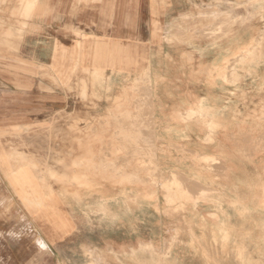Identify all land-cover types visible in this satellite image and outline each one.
<instances>
[{
  "label": "crops",
  "instance_id": "1",
  "mask_svg": "<svg viewBox=\"0 0 264 264\" xmlns=\"http://www.w3.org/2000/svg\"><path fill=\"white\" fill-rule=\"evenodd\" d=\"M2 1L3 20L23 7ZM34 1L31 18L1 26L21 45L1 60L29 72L6 74L15 84L1 95L0 123L47 113L58 133L73 116L97 126L82 138L108 145L94 154L121 156L117 115L136 106L122 92L145 77L161 173L157 182L98 180L97 190L53 186L48 215L35 221L51 263L264 264V62L231 61L250 43L249 23L234 24L245 10L234 0ZM43 68L48 93L30 79Z\"/></svg>",
  "mask_w": 264,
  "mask_h": 264
},
{
  "label": "rangeland",
  "instance_id": "2",
  "mask_svg": "<svg viewBox=\"0 0 264 264\" xmlns=\"http://www.w3.org/2000/svg\"><path fill=\"white\" fill-rule=\"evenodd\" d=\"M2 2L0 0V8ZM18 2L23 6L22 9L4 13L6 20H3V12L0 10V57L2 51H7L9 56L17 57L21 47L18 42L20 35L13 31L2 33L1 26L3 23H10L12 19L18 20L19 17L25 20L31 18L33 4L36 1L19 0ZM234 7L245 10L234 12V24L238 25L237 21L249 23L248 27H244V35L245 30L248 31L250 43L239 50V55L235 54L233 66L249 64L252 70L264 62L261 59L264 57V0H234ZM2 40H9V43H2ZM20 62L12 59L2 61L0 58V106L4 100L1 95L7 94L8 89L12 90L11 83H14L6 74L17 75V72H29ZM26 66L40 67L32 62L26 63ZM39 71L40 73L37 71L36 75L30 77L31 83L48 93L50 82L48 70L43 68ZM250 78L251 82L255 83L253 74ZM121 98L134 100L136 106L131 110L127 109L128 112L123 110L117 115L121 117L119 126L121 130L117 132L119 139L115 151L123 152L117 157L94 154L95 146H100V151H103L108 145H105L103 139L82 138L90 131L96 136L97 126L86 123L81 127V119L73 116L69 117L68 122H70H67L65 128L58 129V133L55 131V126L50 124L47 113L42 122L33 119V122L28 123H0V264H52L49 260L50 252L47 251L48 245L38 235L35 227V221L42 216H40L42 212H35L37 208L41 209L45 206L49 208L44 202L56 195L53 186L63 185L61 190L65 191L67 184L72 185L74 182L75 186L86 188L88 184L83 182L82 184L81 181H88L90 187L87 189L97 190L93 186L98 185V180L119 181L121 184V181L125 180L141 181L144 178L157 182L161 179V173L158 172L154 160L152 143L154 138L149 131L151 100L145 77L137 79L131 88L123 91ZM12 100L10 99V102ZM119 127L116 128L117 131ZM56 134L59 137L67 136L68 139L57 140ZM73 151L85 154L73 155ZM24 177L28 179L23 181ZM25 182L31 184L30 188L25 187ZM26 188H35L37 192L52 194L25 195ZM205 194L201 193V195ZM45 214L48 215V212ZM40 244H43V247Z\"/></svg>",
  "mask_w": 264,
  "mask_h": 264
},
{
  "label": "bare ground",
  "instance_id": "3",
  "mask_svg": "<svg viewBox=\"0 0 264 264\" xmlns=\"http://www.w3.org/2000/svg\"><path fill=\"white\" fill-rule=\"evenodd\" d=\"M228 28V27H227ZM224 30V29H223ZM222 30V31H223ZM254 52V51H253ZM253 54V53H252ZM249 55H251V54H249ZM249 57V56H248ZM253 57V56H252ZM236 60H238V59H236ZM231 61H233V60H231ZM235 61V60H234ZM234 63V62H233ZM231 64V63H230ZM228 67H229V65H228ZM229 69V68H228ZM230 77V76H229ZM227 78V77H226ZM227 80V79H226ZM228 81H229V79H228ZM231 82V81H230ZM229 82V83H230ZM146 113V112H145ZM144 113V114H145ZM144 116H146V115H144ZM194 118V117H193ZM199 118H200V116H199ZM185 119V118H184ZM208 121V120H207ZM206 121V122H207ZM153 122V121H152ZM137 126V125H136ZM150 126H151V124H150ZM153 126V125H152ZM152 129V128H151ZM153 130V129H152ZM152 130L150 131V132H152ZM140 131V130H139ZM145 132V131H144ZM210 133V132H209ZM144 134V133H143ZM142 135V134H141ZM145 135V134H144ZM151 135H152V133H151ZM205 135V134H204ZM230 135H232V134H230ZM151 137H153V135L151 136ZM235 137V136H234ZM246 138H248V137H246ZM147 139H149V138H147ZM152 139V138H151ZM157 139V138H156ZM260 139V138H259ZM142 140V139H141ZM247 140V139H246ZM250 140V139H249ZM139 143V142H138ZM153 143V142H152ZM246 143V142H245ZM136 144V143H135ZM146 144V143H145ZM133 145H134V143H133ZM141 145H143L142 144V142H141ZM233 145V144H232ZM237 145V144H236ZM255 145V144H254ZM170 146V145H169ZM241 146V145H240ZM247 146V145H246ZM252 146V145H251ZM238 147V146H237ZM243 147V146H242ZM239 148V147H238ZM249 148V147H248ZM150 149H151V147H150ZM155 149V148H154ZM240 149V148H239ZM139 151H141V150H139ZM143 151V150H142ZM147 151V150H146ZM183 151V150H182ZM188 151V150H187ZM252 152H253V150H251ZM257 151V150H256ZM151 152V151H150ZM149 152V153H150ZM185 152V151H184ZM246 152H248V151H246ZM148 154V153H147ZM240 155V154H239ZM251 155V154H250ZM148 156V155H147ZM149 156H150V154H149ZM148 156V157H149ZM152 156V155H151ZM155 156V155H154ZM248 157H249V155H248ZM151 158V157H150ZM198 158V157H197ZM149 159V158H148ZM147 158H146V160H148ZM152 159V158H151ZM188 159V158H187ZM216 159V158H215ZM221 159V158H220ZM156 163V162H155ZM154 164V163H153ZM218 168V167H217ZM217 170V169H216ZM154 171H156V169L154 170ZM215 172V171H214ZM220 174H222V173H220ZM170 177V176H169ZM180 177V176H179ZM25 178V179H24ZM22 180L23 181H26L27 179H26V177H24ZM153 178H154V176H153ZM171 178V177H170ZM144 179V178H143ZM180 179V178H179ZM182 179H183V176H182ZM134 180V179H133ZM144 180H146V179H144ZM184 180V179H183ZM183 180H181V181H183ZM131 181V180H130ZM135 181H136V179H135ZM170 181V180H169ZM180 181V180H179ZM188 181V180H187ZM27 182H25V187H28V188H30L29 186H31V184H26ZM132 183V182H131ZM184 184V183H183ZM161 185V184H160ZM182 185V184H181ZM187 186V185H186ZM198 187V186H197ZM28 188H26V189H24L25 191H24V194L25 195H31V196H40V195H42L43 193L42 192H37L36 190H35V188H32V189H28ZM201 188V187H200ZM192 189V188H191ZM190 190V189H189ZM186 191V190H185ZM198 191V190H197ZM194 192V191H193ZM214 192V191H213ZM38 194V195H37ZM50 194H52L51 192H46V193H44L43 195H50ZM199 194V193H198ZM150 197V196H149ZM193 197H194V195H193ZM144 198V197H143ZM147 198V197H146ZM37 201L39 200V198L38 199H36ZM44 202V201H43ZM49 207V206H48ZM42 212V213H47L48 211H49V208H47L46 206L45 207H42L41 209H39V208H37V212H35V213H38V212ZM168 217V216H167ZM68 263V262H67Z\"/></svg>",
  "mask_w": 264,
  "mask_h": 264
}]
</instances>
